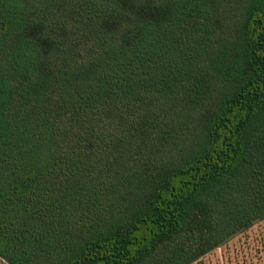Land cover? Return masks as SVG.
I'll return each mask as SVG.
<instances>
[{"label":"trees","instance_id":"obj_1","mask_svg":"<svg viewBox=\"0 0 264 264\" xmlns=\"http://www.w3.org/2000/svg\"><path fill=\"white\" fill-rule=\"evenodd\" d=\"M264 219V0H0V257L193 264Z\"/></svg>","mask_w":264,"mask_h":264},{"label":"rangeland","instance_id":"obj_2","mask_svg":"<svg viewBox=\"0 0 264 264\" xmlns=\"http://www.w3.org/2000/svg\"><path fill=\"white\" fill-rule=\"evenodd\" d=\"M193 264H264V219Z\"/></svg>","mask_w":264,"mask_h":264}]
</instances>
